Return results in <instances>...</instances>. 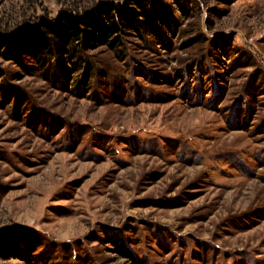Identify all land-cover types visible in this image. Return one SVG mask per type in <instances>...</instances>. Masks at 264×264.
<instances>
[{
	"label": "rangeland",
	"instance_id": "obj_1",
	"mask_svg": "<svg viewBox=\"0 0 264 264\" xmlns=\"http://www.w3.org/2000/svg\"><path fill=\"white\" fill-rule=\"evenodd\" d=\"M143 1L153 27L74 44L69 71L55 52L0 56V229L17 255L0 264H264V0ZM132 8L0 0V31Z\"/></svg>",
	"mask_w": 264,
	"mask_h": 264
},
{
	"label": "trees",
	"instance_id": "obj_2",
	"mask_svg": "<svg viewBox=\"0 0 264 264\" xmlns=\"http://www.w3.org/2000/svg\"><path fill=\"white\" fill-rule=\"evenodd\" d=\"M131 1L136 3L138 10L132 8L128 13L123 14L119 11V16L113 14L114 11H110V8V10L104 9L103 12L88 17H75L70 13H65L54 21L43 20L40 23L20 26L10 31H0V56L7 60L19 61L21 56L30 50L33 54L35 53L36 62L44 67L47 55L55 52L58 61L62 62V68L69 71L64 62L67 56L64 54L74 52L76 49L74 44L86 45L94 42L100 45H110L118 40L119 26H128L137 31L153 27L150 20L154 16L146 10L144 1ZM2 232L3 230L0 229V252L8 255L9 252L2 246ZM5 232L6 237L11 238L10 241H21L24 238L29 240L32 234H35L25 229H10ZM13 255L16 254H9L7 257Z\"/></svg>",
	"mask_w": 264,
	"mask_h": 264
}]
</instances>
